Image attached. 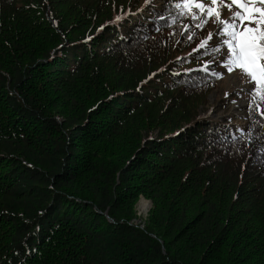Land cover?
<instances>
[{"label":"trees","instance_id":"1","mask_svg":"<svg viewBox=\"0 0 264 264\" xmlns=\"http://www.w3.org/2000/svg\"><path fill=\"white\" fill-rule=\"evenodd\" d=\"M144 5L0 0V264H264V117L198 120L218 25Z\"/></svg>","mask_w":264,"mask_h":264},{"label":"snow or ice","instance_id":"2","mask_svg":"<svg viewBox=\"0 0 264 264\" xmlns=\"http://www.w3.org/2000/svg\"><path fill=\"white\" fill-rule=\"evenodd\" d=\"M153 3L154 0H145L144 6ZM169 4L175 10V14L168 13L171 20L169 26L179 22V34H187V41H192L197 35L192 29L203 31L210 21L218 25L215 33L209 31L193 52L206 49L205 55L209 51L215 55H224V59L218 62L219 66L226 69L227 73L239 70L242 83L252 86L247 89L250 112L264 117V0H176L174 3L169 0ZM225 9L229 13L227 17L223 15ZM122 18L118 15L116 20ZM181 18H188L190 23H184ZM159 19L165 17L161 15ZM214 63H217L214 59L205 60L200 68L217 80H222L225 73L210 68ZM228 95L226 92L225 96Z\"/></svg>","mask_w":264,"mask_h":264},{"label":"rangeland","instance_id":"3","mask_svg":"<svg viewBox=\"0 0 264 264\" xmlns=\"http://www.w3.org/2000/svg\"><path fill=\"white\" fill-rule=\"evenodd\" d=\"M224 13L225 17L229 15L226 9ZM217 84L218 86L210 94V101L202 113H205L207 118L213 122H229V126L238 130L245 128L249 123L247 114L249 101H245L243 98L238 100L235 97H230L229 100V97H226L225 93L227 92L231 95L233 92H237L240 89L245 90L251 87V85L242 83L239 70L235 73H225L224 78L218 80ZM233 101L236 103H233ZM152 207V201L141 195L135 206L136 217L130 223L138 228H145Z\"/></svg>","mask_w":264,"mask_h":264},{"label":"water","instance_id":"4","mask_svg":"<svg viewBox=\"0 0 264 264\" xmlns=\"http://www.w3.org/2000/svg\"><path fill=\"white\" fill-rule=\"evenodd\" d=\"M247 101V100H246ZM202 118H207V116L205 115V113H201V115L198 117V120L199 119H202ZM107 214V213H106ZM108 215V214H107Z\"/></svg>","mask_w":264,"mask_h":264}]
</instances>
